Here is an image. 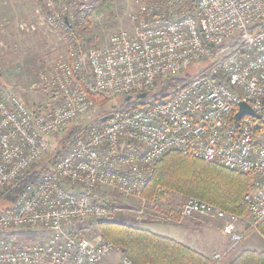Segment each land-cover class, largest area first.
<instances>
[{
	"label": "built area",
	"instance_id": "2783aa9c",
	"mask_svg": "<svg viewBox=\"0 0 264 264\" xmlns=\"http://www.w3.org/2000/svg\"><path fill=\"white\" fill-rule=\"evenodd\" d=\"M39 1L37 23L27 26L63 32L66 48L43 61L49 102L28 104L0 85V202L31 167L44 169L0 211V264H102L113 243L71 227L113 213L105 192L142 196L173 150L251 177L244 214L194 196L180 200L164 187L143 197L164 223L195 214L221 220L231 246L211 259L224 260L264 218V0H135L132 27L102 46L86 43L81 0ZM204 59L212 62L198 74L150 92ZM94 92L123 100L100 112ZM241 102L260 117L238 119ZM72 125L79 130L53 153L56 135ZM22 228L50 236L28 244L8 237ZM121 264L133 262L123 256Z\"/></svg>",
	"mask_w": 264,
	"mask_h": 264
},
{
	"label": "trees",
	"instance_id": "16d2710c",
	"mask_svg": "<svg viewBox=\"0 0 264 264\" xmlns=\"http://www.w3.org/2000/svg\"><path fill=\"white\" fill-rule=\"evenodd\" d=\"M38 3L43 9L41 1ZM107 3L112 4V0H102L101 5L95 6V9L100 13L104 8H107ZM205 61V59L199 60L192 65H203ZM184 72L156 82L150 92L166 91L186 81L191 77V74ZM90 98L98 105L100 112L118 105L112 104L114 96L94 92L90 94ZM77 130L79 127L72 125L56 135L53 153L57 152ZM59 155L60 152L56 156ZM36 166L31 167L30 170L20 176L15 189L4 195L5 197L0 202V211L7 210L16 200L25 184L35 181L39 174L44 171L43 169L34 172ZM250 185V176L228 169L218 163H211L173 150L166 153L158 161L146 190H144V195L154 198L157 189L164 187L167 190H177L207 201L228 212L244 214L247 210L245 195L250 190ZM96 221L102 238L112 242L114 249L116 247L121 248L123 256L129 257L133 264H223L224 261L213 262L211 257L195 251L171 236L157 233L144 225V227L133 226L115 219ZM256 229L264 237V218L258 223ZM80 230L76 229L73 233H77V231L82 233ZM224 264H264V250L243 249Z\"/></svg>",
	"mask_w": 264,
	"mask_h": 264
},
{
	"label": "rangeland",
	"instance_id": "374dc122",
	"mask_svg": "<svg viewBox=\"0 0 264 264\" xmlns=\"http://www.w3.org/2000/svg\"><path fill=\"white\" fill-rule=\"evenodd\" d=\"M34 1L36 3H33V7H26L30 11H26L22 7L8 6L11 10L17 12L15 15L10 14V11L7 12L6 9L0 8V85L2 91L17 94L28 104L35 105L36 103H47L52 97V94L46 91L40 78V73L46 70L47 66V62H43L46 58L45 56L64 52L66 40L63 32L58 35L39 25L32 30L27 26L31 22L37 23L34 17L37 11L42 9L38 3L39 0ZM134 1L112 0L111 6L107 3V8H104L99 13L95 6H100L102 0H81L82 3H85V9L87 8L85 17L80 19L83 22L82 26L85 27L83 34L87 41L86 43L102 46L108 43L111 35L115 32L131 28L132 24L129 14L135 8ZM77 27L80 30L81 23L77 24ZM211 62V60H208L203 62V65H191L186 68L184 73L196 75ZM122 100L123 96L119 95L114 98L112 104H120ZM174 191L180 200L191 196L177 190ZM103 195L114 203L112 204L114 211L106 220L115 219L116 221L139 227H149V224H145L156 223L158 225H154L152 228L160 234L168 233L171 231L170 228L174 226L159 221L150 214L151 210L147 207L148 204L143 197H146V199L151 197L145 196L144 193L140 197L131 196L129 198H125L118 192L113 191L105 192ZM176 201L177 198H174L173 202L175 203ZM191 217H200L202 222L214 221V217L208 214H195ZM71 228L74 230L81 229L80 231L89 237L104 239L100 234L96 220L78 221ZM255 231L259 232L257 229ZM11 234L12 236L8 237L27 244L45 242L50 236L47 231L39 228L17 229ZM251 237L252 235H250ZM246 244V241L241 242L239 247ZM113 251L116 253L118 248L116 247Z\"/></svg>",
	"mask_w": 264,
	"mask_h": 264
},
{
	"label": "crops",
	"instance_id": "0c3cea01",
	"mask_svg": "<svg viewBox=\"0 0 264 264\" xmlns=\"http://www.w3.org/2000/svg\"><path fill=\"white\" fill-rule=\"evenodd\" d=\"M34 2V0H0V8L6 9L7 12L10 11V14L15 15L17 12L11 10L8 6H17L18 8L22 7L26 11H30L29 9L27 10L26 7H33ZM148 224L151 228L147 227L151 230L154 225H158L156 223H147V225ZM167 224L174 226L170 228L171 231L168 233L161 234L171 236L206 256L211 257L212 253L215 251H227L231 246L230 237L223 232L222 221L217 218H214V221L211 222H202L200 217H190L180 224ZM254 231L255 230L251 231L252 234L250 232L242 241H246L247 244L241 247L238 246L224 259L223 264L229 262L230 259L243 249L250 248L258 251L264 250V237L259 232ZM155 232H157V230ZM250 235H252L251 238ZM122 257V249L118 248L116 253L115 251H112L107 254L102 264H121Z\"/></svg>",
	"mask_w": 264,
	"mask_h": 264
},
{
	"label": "water",
	"instance_id": "95a60500",
	"mask_svg": "<svg viewBox=\"0 0 264 264\" xmlns=\"http://www.w3.org/2000/svg\"><path fill=\"white\" fill-rule=\"evenodd\" d=\"M146 95H147V93H141L139 96L143 98ZM126 99L128 100L129 97H127ZM240 107H241V110L239 111V113L237 115L238 119L241 118L242 115L247 114V113L250 114V115L256 116V117H260L245 102H241L240 103Z\"/></svg>",
	"mask_w": 264,
	"mask_h": 264
}]
</instances>
